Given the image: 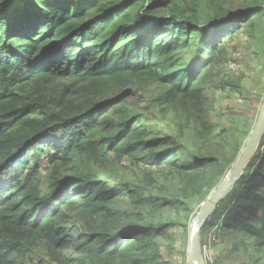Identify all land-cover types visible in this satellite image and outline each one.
<instances>
[{
    "label": "trees",
    "instance_id": "trees-1",
    "mask_svg": "<svg viewBox=\"0 0 264 264\" xmlns=\"http://www.w3.org/2000/svg\"><path fill=\"white\" fill-rule=\"evenodd\" d=\"M171 2H0V222L7 237L0 243V264H12L27 243L41 239L57 250L73 247L80 255L137 264L153 250L154 239L169 229L166 223L133 216L116 231L106 228L80 234L66 228L73 216L89 222L113 214L125 196L152 205L155 211L171 202L154 196L141 199L127 183L109 184L101 177L74 175L56 178L53 190L42 196L39 170L28 168L29 151L49 146L54 162L65 164L75 153L99 158L107 152L117 157L146 152L142 157L146 164L164 168L196 171L213 164L210 157L183 159L181 147L170 136L145 140L142 117L130 114L125 105L131 93L127 86L136 75L147 74L171 83L172 91L185 97H199L202 83L227 57L237 31L253 28L258 19H264V0L221 8L207 23L185 15L156 14ZM129 7L133 9L126 11ZM190 46L194 52L185 58L181 52ZM78 84L97 96L106 90L112 94L103 100L88 97L74 109L53 110L52 106L66 104V93ZM161 147L168 148L159 151ZM25 170L27 176L21 183ZM217 220L223 229L256 237L264 246V139L244 174L201 229V246L203 233ZM51 256L60 260L59 252ZM148 257L145 264H170L159 254Z\"/></svg>",
    "mask_w": 264,
    "mask_h": 264
},
{
    "label": "rangeland",
    "instance_id": "rangeland-1",
    "mask_svg": "<svg viewBox=\"0 0 264 264\" xmlns=\"http://www.w3.org/2000/svg\"><path fill=\"white\" fill-rule=\"evenodd\" d=\"M245 3L246 0H172L167 6L159 7L156 14L185 15L207 23L222 9L240 7ZM193 52L194 47L190 46L184 48L181 54L188 58ZM229 63L234 64L233 67H229ZM82 85H74L66 93V104L52 106V109L56 112L70 110L88 97L96 96L97 100H103L112 94L111 90H106L97 96L81 89ZM201 87L203 92L199 97H185L172 91L171 83L139 74L127 86L131 93L125 105L130 114L142 117L145 140L170 136L181 147L183 159H190L191 155L210 157L213 159L210 166L191 171L178 166L164 168L150 165L142 159L146 152H133L123 157L107 152L106 157L99 158L75 153L72 160L65 164L59 163L60 160L54 162L49 146L44 145L37 152L29 151L28 168H38L42 196L53 190L52 184L56 178L74 175L87 179L101 177L109 184L127 183L131 189L139 192L141 199L154 196L171 202L155 211L152 205H141L135 202V198L129 201L125 196L114 206L113 214L95 217L89 222L72 215L66 228H73L80 234L104 231L106 228L116 231L129 216L141 221L150 219L157 224L166 223L169 226L167 233L154 239L153 250L148 256L159 254L170 264H192L188 258L192 224L203 203L236 162L264 103L263 18L258 19L253 28L237 31L228 46L227 57L216 65L212 76ZM28 113L30 111L24 115ZM167 148L161 147L159 151ZM26 176L25 170L20 178L21 183ZM211 224L214 226L202 235L201 249L205 264H264V246L256 237L241 231L225 230L219 220ZM6 238L0 222V243L6 242ZM53 251L60 254L58 262L51 256ZM148 256H142L137 264H145ZM13 260L12 264H123L119 258L107 260L80 255L73 247L57 250L46 239L34 244L27 243L24 253L14 256Z\"/></svg>",
    "mask_w": 264,
    "mask_h": 264
},
{
    "label": "water",
    "instance_id": "water-1",
    "mask_svg": "<svg viewBox=\"0 0 264 264\" xmlns=\"http://www.w3.org/2000/svg\"><path fill=\"white\" fill-rule=\"evenodd\" d=\"M6 0H0V2ZM264 139V103L260 109L258 119L254 128L251 130L249 138L239 154L236 162L231 167L229 173L214 189L207 200L203 203L201 210L192 224L189 232L188 258L192 264H205L202 254L200 231L207 220L213 215L220 203L227 198L237 181L244 174L249 162L255 156Z\"/></svg>",
    "mask_w": 264,
    "mask_h": 264
},
{
    "label": "flooded vegetation",
    "instance_id": "flooded-vegetation-1",
    "mask_svg": "<svg viewBox=\"0 0 264 264\" xmlns=\"http://www.w3.org/2000/svg\"><path fill=\"white\" fill-rule=\"evenodd\" d=\"M133 9V7H129L128 9H126V11H130V10H132Z\"/></svg>",
    "mask_w": 264,
    "mask_h": 264
},
{
    "label": "built area",
    "instance_id": "built-area-1",
    "mask_svg": "<svg viewBox=\"0 0 264 264\" xmlns=\"http://www.w3.org/2000/svg\"><path fill=\"white\" fill-rule=\"evenodd\" d=\"M228 65H229V67H233V65H234V64H232V63H229Z\"/></svg>",
    "mask_w": 264,
    "mask_h": 264
}]
</instances>
